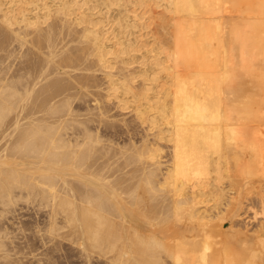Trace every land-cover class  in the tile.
<instances>
[{"label": "bare ground", "instance_id": "6f19581e", "mask_svg": "<svg viewBox=\"0 0 264 264\" xmlns=\"http://www.w3.org/2000/svg\"><path fill=\"white\" fill-rule=\"evenodd\" d=\"M235 1L0 0V264L33 243L4 225L19 198L45 208L29 228L38 242L59 237L89 261L264 264L260 223L254 244L244 233L224 243L221 230L237 181L264 177V151L251 154L242 121L264 115L263 84L248 79L264 56V0ZM229 9L254 18L226 22ZM225 174L238 190L228 204Z\"/></svg>", "mask_w": 264, "mask_h": 264}, {"label": "rangeland", "instance_id": "374dc122", "mask_svg": "<svg viewBox=\"0 0 264 264\" xmlns=\"http://www.w3.org/2000/svg\"><path fill=\"white\" fill-rule=\"evenodd\" d=\"M239 1H240V2H239ZM245 1H246V0H245ZM245 1H244V0H236V1H235V6H236V5H237V6L240 5V6L242 7V6H243L242 3L245 2ZM241 4H242V5H241ZM227 6L229 7V5H227ZM229 8L231 9V7H229ZM114 9H115V11H113V13L115 14V13H117V9H116V7H114ZM230 9H229V10H230ZM226 10L228 11V9H226ZM233 10H234V8H233ZM233 10H232V11L230 10L231 13H230V12H225V10L223 11V14L226 13V14H224L225 17H223L224 21H226V20H230V19L233 20L232 18H235V19H236V18H238V19L240 18V19H241V18L243 17V19H244V16H245V18H246L247 15H249V16H248L246 19H249V17H251V19L254 18V16H253L254 14H253V15H252V14H247V13L243 12V10H242L243 13L241 14V12H238V10H235V11H237V12H234ZM104 11H105V9H104ZM240 11H241V10H240ZM155 12H156V15H157V19L162 20L161 17H164V16H165L164 13H162V10L159 9V8H155ZM227 13H229V14H227ZM158 14H159V15H158ZM223 14H222V15H223ZM245 14H246V15H245ZM243 15H244V16H243ZM231 17H232V18H231ZM160 20H159V21H160ZM231 20H230V22H231ZM236 21H237V20H236ZM238 21H239V20H238ZM240 21H241V20H240ZM171 22H172V21H171ZM226 22H227V21H226ZM228 22H229V21H228ZM232 22H233V21H232ZM170 24H171V23H170ZM154 26H155V25H154ZM149 28H150V29H148V30L150 31V33H151V31H152V32H153L154 30L156 31V29H155L153 26H152V27L150 26ZM133 30H136V32H137L136 35L139 34V33H138L139 30H140L139 28H138V30H137V28H136V29H133ZM148 30H147V31H148ZM143 31H145V33L147 34L146 37H145L146 34H144ZM143 31L140 30L141 34H143V37H145V39H147V37H149V38L152 37V36L150 37V35H152V34H149V35H148L149 31H148V33H147L146 29H143ZM155 31H154V32H155ZM142 32H143V33H142ZM141 34H139V36H140ZM134 35H135V31H134L133 34L131 35V38H133L132 36H134ZM136 35H135V36H136ZM153 35H154V34H153ZM157 36H158V35H155V37H157ZM143 39H144V38H143ZM145 39H144V40H145ZM145 41H146V40H145ZM147 41H148V40H147ZM149 41H151V43H152L153 39L151 38V39H149ZM149 41H148V42H149ZM158 41H160V39H159ZM143 50H144V49H143ZM263 59H264V56H262L261 58H259V60H258V58L255 59L256 61L258 60L257 62L260 63V67H259V63H258V65H257V62H255V61L252 60V62H254L255 64H254V63H251V70H252V72L255 71V72H257V73H256V75H254V73H255V72H254L252 76L248 77V79L251 80V81H252V80H258V81H261L262 84H263V87H264V71L262 70V69H264V63H263L264 60H263ZM253 64H254V65H253ZM252 67H255L256 69H255V68L252 69ZM259 69H260V71H263V74H261L262 72H259ZM257 70H258V71H257ZM258 74L261 75L262 77H258ZM181 89H182V87H177V88H175L174 90H179V91H180ZM185 90H186V89H185ZM185 90H184V91H185ZM187 90H188V89H187ZM258 97H259V96H258ZM258 97L256 96V99H257ZM187 98H188V97H187ZM259 99H260V98H259ZM262 99H263V98H262ZM186 100H187V99H186ZM257 100H258V99H257ZM189 102H190V100H187V104H188ZM260 111L263 112V114H264V109L259 110V112H260ZM260 114H261V113H258V112H257L256 116L261 117V119L257 117L256 120H255V119L252 120L251 116L248 115V114H245L244 116H242V121H243V133H244V135H245V138H244V139L248 142V144H251V143H252V144H251V148H250V152H251L252 155H254V154H255V155H256V154H261V153L264 151L263 149H261V148L258 146V144H259V145H264V138H262V137L259 136V132H261V131L263 130L262 128L264 127V120H262V119H264V115H260ZM127 115H128L127 117H130L132 114H127ZM129 115H130V116H129ZM259 115H260V116H259ZM237 116H238V118H239V117L241 118L240 115H237ZM212 118H213V116H212ZM257 126H258V127H257ZM228 127H231V125H229ZM258 129H259V130H258ZM263 131H264V130H263ZM141 135H142V134L140 133L139 136H141ZM139 136H138V137H139ZM258 136H259V139H258ZM260 138H261V139H260ZM257 139H258V140H257ZM253 142H254V143H253ZM166 149H167V148H166ZM190 149H191V148H190ZM165 152H166V151H165ZM230 169H234V168H230ZM230 171H232V170H229V171H227V172H230ZM227 172H225V173H227ZM231 174H232V175H230V173L228 174L231 178H233V177H234V174H235V176H236L235 178L240 179V177H239L240 175H239V176L237 175L236 170H234L233 173L231 172ZM259 175H260V174H257V175L252 176V178L255 177V179H254L253 181H252V179H250L251 182L249 181V177H250V176L246 177V176H244V175H242V176L244 177V178H243L244 181H242V179H240V181H237L235 178L232 179L233 183H234V180H235V182L237 181L238 186L241 187V188L238 187V188H239V192H238L239 194H238V193L236 194V193L234 192L235 190H237V189H236L237 186L234 187V186H232L233 184H231L230 186H232V187H229V186L227 185L228 182L230 183V181H228V180L230 179L229 176H227V175L225 174V177H226V176H227V177H226V179L224 178V180H226L227 182L224 181V180L222 179V183H220V184H222V186H221V185H220V186H221L223 189L229 187V189H227V190L225 189V190L228 191V192H229V190L231 191L232 189L235 188V190L232 192V193H233L232 196H234V195L236 194V197H235V196H234V197H235V199H237V200H238L237 196H239V202H238V201L236 202V206H235V204H234L235 202H234V203L230 204L229 207L227 206V208H230V209H225V210L228 211V210H231L232 208H234V206H235V208H234L235 210H234V209L231 210V211H233V212H231V213L233 214V215H232L229 211H228V212L225 211V213H227V214L222 213V212L224 211V210H223L224 207H225L224 205H226V204L224 203L225 201H224V199H223V198H225V194L223 195L224 197L221 196L223 201L221 200V198H220L219 195H216V196H218V197H217V199H215V200L220 199L219 202L222 201V203H219V202L217 201V202L219 203V206H218V205H217V206H218V208H219L220 210L217 208V206H216V208L222 213V216L226 217L225 215H227V217H226L227 219L223 222V224H222L223 226H221V230H222V231L224 232V234H225L224 243H225V242H229V241L232 242L233 240H235V241L232 242V244H234V242L237 241V240L235 239V237L238 239L241 235H243V233H244V235H246L245 241L248 242V241H250V240L252 239V242H248V243H246V244H249V243H250V244H251V243L254 244V241H253L254 239L252 238V236H253L252 234H253V233H254V236H255V235L257 236V238L254 237L255 240H256V239L259 240L258 235H259L260 232H261V230H259V228L262 229V228L264 227V224H262V223H264V219L262 218L263 213H264V212L262 211V210L264 209V206H263V205H264V204H263L264 196H263V198H262V201H261V198L259 197L261 194L264 195V190H263V188H264V180H263V178H264V177H263V175H261V176H262V179H261V178L259 177ZM237 176H238V177H237ZM257 176H258V177H257ZM228 178H229V179H228ZM241 178H242V177H241ZM247 178H248V180H247ZM259 178H260V180H259ZM227 179H228V180H227ZM245 180L247 181L246 183L248 184L247 189H245L246 191L243 190V189L246 188V186H247L246 183H245ZM224 182H225V183H224ZM238 182H239V183H238ZM241 182H242V184H241ZM253 182H254V183H253ZM231 183H232V182H231ZM243 183H245V184H244V187H243ZM223 185H225V187H224ZM226 185H227V187H226ZM261 188H262V189H261ZM257 189H258V190H257ZM225 190H223V191H225ZM241 190H242V191H241ZM226 191H225V192H226ZM237 191H238V190H237ZM243 191H244L245 193H244ZM250 191H251V193H250ZM225 192H224V193H225ZM242 192H243L244 194H243ZM226 194H227V195H226L225 200H227L226 202H227V204H228V202L232 200V199H230V198H232V197H230V196H231V192H229V193L226 192ZM229 194H230V195H229ZM253 194H255V195H253ZM241 195H242V196L244 195V196H243L244 199L242 198V202L240 201V199H241ZM247 195H248V196H247ZM216 196H215V198H216ZM227 197H229V198L227 199ZM234 197H233V199H234ZM246 197H247V198H246ZM261 197H262V195H261ZM212 198H213V197H212ZM210 199H211V197H210ZM213 199H214V198H213ZM229 199H230V200H229ZM253 199H254V200H253ZM215 200H213V201L215 202ZM228 200H229V201H228ZM243 200H244V202H243ZM34 201H35V200H34ZM36 201H37V202H31V203H33V204H31V203H30V200L28 201L27 198H19L18 201H17V203L15 204V205H18V204H19L18 206H20V208L15 206L17 213H16V211L10 210L9 213L7 212L9 216H7V217L4 216L3 219L6 220V222L4 221V225L7 224L6 226L9 227L8 229H9L10 231H11V230L14 231V233H13L12 231H11V233H10V235H15V237H12V239H14V240H16V241L19 239V240L22 241V239L28 237V239H30V242H31V243L33 242V243L30 245L29 250L32 251V252H35V253L37 254L38 251L42 253V250H43V253H44L46 247L48 246L49 248H51V247H52V244H54V243L51 244V247H50V243H49V245L47 244V246L45 245V247H44V245H42L41 242H38L39 240H37V237L34 236V233H31V230H33V229H31V227L34 228V227H33L34 225H32V224H33V222H35V219H37V217L40 216V217H41L40 219H41V221H42V220H43L42 218H44L43 216H44V214H45L44 212L42 213V211H40V209L44 211L45 208L43 209V208L40 207V209H39V208H38V207H39V204H38V206H35V205H37V203H38V200H37V199H36ZM211 201H212V199H211ZM213 201L210 202V203H212V205L215 204ZM234 201H236V200H234ZM259 201H260V202H259ZM240 202H241V203H240ZM261 202H262V203H261ZM210 203H209L208 205H210ZM239 203H240V204H239ZM251 203H252V204H251ZM260 203H261V204H260ZM223 204H224V205H223ZM1 205H3V204L0 203V209H1V210H3V207H4V209L7 207V206H5V205H3V207H2ZM33 205H34V206H33ZM220 205H222V206H224V207H220ZM232 205H234V206L231 207ZM238 205H240V207L242 206V207H241V210H239V211L237 210L238 207H239ZM247 205H248V206H247ZM250 205H251V206H250ZM254 205H255V206H254ZM256 205H257V207H256ZM261 205H262V206H261ZM237 206H238V207H237ZM258 206H259V207H258ZM22 207H23V208H22ZM240 207H239V209H240ZM251 207H252V208H251ZM254 207H255V208H258V209H255ZM260 207H262V209H259ZM24 208H25V209H24ZM36 208H37L38 210H37ZM216 208H214V210H212V209H210V210L214 212V211H216V210H215ZM222 208H223V209H222ZM250 208H251V209H250ZM18 209H20V210H18ZM22 209H24V210H22ZM252 209H253L254 211L256 210V212H257V211L260 212V213L263 212V213H261L262 216L260 215V213H259V214L257 213L258 215H256V212H254ZM21 210H22V211H21ZM221 210H222V211H221ZM259 210H260V211H259ZM18 211H19V212H18ZM38 211H40V213H39ZM211 211H210V212H211ZM235 211H236V213H235ZM240 211H241V212H240ZM10 212H12V214H15V213H16V214H15L16 217H15L14 215H12ZM13 212H14V213H13ZM37 212H38V214H39L38 216H37ZM213 212H211V213H213ZM216 212H217V211H216ZM245 212H246V213H245ZM247 212H248V213H247ZM19 213H21V214H19ZM23 213H24V214H23ZM221 213H220V216H221ZM228 213H229V214H228ZM237 213L240 214V217H241V215H242L243 218H240V219H239V217H238L239 215H238ZM241 213H242V214H241ZM41 214H43V216H42ZM213 214H215V213H213ZM236 214H237L238 216H237ZM243 214H244V215H243ZM6 215H7V214H6ZM11 215H12V217H11ZM35 215H36V216H35ZM231 215H232V216H231ZM17 216H18V217L20 216V217L17 218ZM236 216L238 217V219H237ZM13 217L16 218V220H18V221H16L15 219H13ZM218 217H219V216H218ZM218 217H216V218H218ZM234 217H236V220H235ZM247 217L250 218L251 220L248 219ZM256 217H257V219H256ZM259 217H260V218H259ZM216 218L214 219V221H216ZM231 218H234V219H232L233 222H231ZM244 218H245V219H244ZM246 218H247V220H246ZM10 219H11V220H10ZM241 219H243V221H242ZM260 219H261V221L263 220L262 223H261ZM12 220H13V221L15 220L16 222L14 221V222H15V223H14ZM22 220H23V221H22ZM25 220H26V221H25ZM237 220H238V221L241 220V221L238 222ZM258 220H259V221H258ZM19 221H20V222H19ZM212 221H213V220H212ZM218 221H219V220H218ZM229 221H230V222H229ZM235 221L237 222V224H236L237 226H238L240 223H242V225H241V224L239 225V226H241V229L239 228L240 230H242L241 232H240L239 229H236V227L234 228L235 223H236ZM244 221H245V222H244ZM248 221H251V222H253V223H251V222L249 223ZM256 221H257V222H256ZM11 222L15 225L16 228L14 227V225H13V227H12V223H11ZM17 222H18L19 224H20V223L22 224V225L20 224V228H21L20 231H19V229H20V228H19V225L17 224V226H16V223H17ZM226 222H227V223H226ZM243 222H244V223H243ZM27 223H30V224H28V226H27ZM210 223H212V222H210ZM213 223L215 224V223H217V221H216V222H213ZM213 223H212V224H213ZM238 223H239V224H238ZM255 223H256V224H255ZM257 223H258V224H257ZM259 223H260V225L262 226V228H261V226L259 225ZM8 224H11V225L8 226ZM231 224H232V225H231ZM24 225H25L26 227H25ZM233 225H234V226H233ZM257 225H259V228H258ZM23 226L25 227V231H24V229H23V228H24ZM246 226H247V228L250 229V231H251V232H250V231L246 228L247 231H249V233L251 234V238H250V236H249V235H250L249 233H248V236H247V234H245V233H247L246 229H244V227H246ZM11 227H12V229H11ZM22 227H23V228H22ZM231 227H232V228H231ZM29 228L31 229L30 231H29ZM242 228H243L244 230H243ZM253 228H254V229H253ZM256 228H258V230H257ZM14 229H17L18 231L14 230ZM26 230H27L28 233L26 232ZM232 230H233V231H232ZM22 231H24V232H26V233H23ZM229 231H232V233H231V232L228 233ZM236 231H237V233L239 232L238 235H237ZM243 231H244V232H243ZM245 231H246V232H245ZM252 231H253V232H252ZM257 231H258V232L260 231V232L258 233ZM15 232H16V234L18 233V235H20V234H21V235H20V236H17V238H16V234H15ZM223 232H222L221 235H219L218 237H216L215 240H217V238H218V240H219L221 237L223 238V236H222V235H224ZM262 232H264V228H263ZM262 232H261V233H262ZM30 233H31V234H30ZM233 233H235V235H234ZM241 233H242V234H241ZM32 234H33V235H32ZM227 234H228V235H227ZM232 234H233V237H232ZM240 234H241V235H240ZM239 235H240V236H239ZM244 235H243V236H244ZM31 236H32L33 238H32ZM220 236H221V237H220ZM226 236H228V237L230 236V237H229V240H226V239L228 238V237L226 238ZM18 237H22V238H18ZM23 237H24V238H23ZM30 237H31V238H30ZM219 237H220V238H219ZM248 237H249L250 239H249ZM261 237H263V236H261ZM15 238H16V239H15ZM230 238H231L232 241L230 240ZM247 238H248L249 240H247ZM31 239H32V240H31ZM241 239H242V237H240V240H241ZM19 240H18V241H19ZM24 240H27V239H24ZM24 240H23V241H24ZM34 240H35V241H34ZM59 240H60L59 237H58V238L55 237L54 242H55L56 244H54V248H55V245H56L57 247H58V245H59V248L62 249V250H60L59 248H57V249L55 248V249L57 250V251H56V250L52 247L53 249L47 251V249H48V247H47V249H46L45 252H46V254H47V252H48L49 254H51L50 257H49V255L47 256L46 254H45V255H44V254H41V255L38 257L39 259H37V257L34 256L35 253H34V254H33L32 252L30 253L29 250L24 251V252H25V254H24L22 251H23V248H24V249L26 248V247H25L26 245H25L24 247L20 246V247L22 248V249L20 248V252H21V254H19V255L16 254V255H18L17 258H16V255H15V258H16V264H19L20 262H21L20 264H39V263H40V264H42V263H43V264H44V263H45V264H85L87 260H88L87 262H89V263H91V262H94V263H96V264H104V263H105L104 260L100 262L99 260H97L98 258H94V257H91L92 260L90 259L91 261H89V259H87V257H85L84 254H83L82 252H80V250H77V247H74V246H73L71 243H69L68 241H65V243H64V241L61 240V242H60ZM238 240H239V239H238ZM257 240H256V242H257ZM58 241H59V242H58ZM220 241H223V239H222V240L220 239ZM35 242H36V244H35ZM57 242H58V244H57ZM59 243H60V244H59ZM62 243H63V244H62ZM67 243H69V245H68ZM242 243H244L243 240H242ZM242 243H238L237 245L242 244ZM37 244H38V245H37ZM40 244H41L42 246H41ZM70 244H71L72 246H71ZM230 244H231V243H230ZM23 245H24V244H23ZM34 245H36V246L38 247V248L36 247L37 250L39 249L40 246H41L40 248H42V247H43V248H42V249H39V250L36 252V248H33V247L31 248V246H34ZM61 245H62V247H61ZM233 246H234V245H233ZM235 246H236V245H235ZM27 247H28V246H27ZM34 247H35V246H34ZM63 248H64V249H63ZM71 248H73V249H71ZM33 249H35V250H33ZM40 250H41V251H40ZM53 250H54V251H53ZM55 251H56V252H55ZM20 252H19V253H20ZM27 252L30 253V255H29ZM50 252H51V253H50ZM53 252H54V254H52ZM60 252H61V253H60ZM63 252H64V253H63ZM79 252H80V253H79ZM22 253H23V254H22ZM26 253H27L28 255H27ZM55 253H56V254H55ZM77 253H78V254H77ZM36 254H35V255H36ZM38 254H39V253H38ZM38 254H37V255H38ZM79 254H80V255H79ZM81 254H82V255H81ZM32 255H33L36 259H35L34 257H32ZM42 255H44V256H42ZM76 255H77L78 257H77ZM24 256H25V257H24ZM30 256H31V257H30ZM45 256L48 257V259H47ZM80 256H81L83 259H84V258H85V259L83 260L82 258H80ZM40 257H41V258H40ZM42 257H43V258H46V259L43 260ZM93 258H94V259H93ZM40 259L43 260V262L40 261ZM19 260H20V261H19ZM21 260H22V261H21ZM23 260H24V261H23ZM36 260H38L39 263H38ZM85 260H86V261H85ZM101 260H102V259H101ZM18 261H19V262H18ZM47 261H48V262H47ZM17 262H18V263H17ZM97 262H98V263H97ZM94 263H91V264H94ZM86 264H87V263H86ZM106 264H107V263H106Z\"/></svg>", "mask_w": 264, "mask_h": 264}]
</instances>
